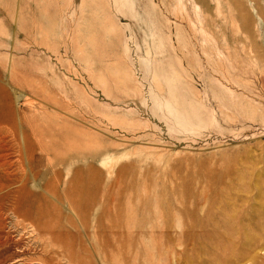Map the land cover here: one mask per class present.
Segmentation results:
<instances>
[{
    "label": "rangeland",
    "instance_id": "obj_1",
    "mask_svg": "<svg viewBox=\"0 0 264 264\" xmlns=\"http://www.w3.org/2000/svg\"><path fill=\"white\" fill-rule=\"evenodd\" d=\"M0 88V264H264V0H0Z\"/></svg>",
    "mask_w": 264,
    "mask_h": 264
},
{
    "label": "bare ground",
    "instance_id": "obj_2",
    "mask_svg": "<svg viewBox=\"0 0 264 264\" xmlns=\"http://www.w3.org/2000/svg\"><path fill=\"white\" fill-rule=\"evenodd\" d=\"M1 89V88H0ZM8 96V95H7ZM9 97H10V95H9ZM7 104H9L10 106H11V113H10V115H11V118L13 119L14 118V116H15V114H16V109H15V106H14V104H13V102H10V100H7ZM3 104H4V102H2ZM0 116H1V118L3 119V118H5V114H4V112H1L0 113ZM34 145V144H33ZM81 174H83V173H81ZM87 174V173H86ZM83 176V175H82ZM74 179V178H73ZM55 181V180H54ZM74 181V180H73ZM54 184V183H53ZM58 184V183H57ZM25 191V190H24ZM90 203V202H89ZM57 218V217H56ZM122 232V231H121ZM128 233H130V232H128ZM124 234V233H123ZM125 234H127V233H125ZM124 234V235H125ZM157 234V233H156ZM127 236H129V234L127 235ZM158 238V237H157ZM132 241V240H131ZM151 243H153V242H151ZM160 244V243H159ZM158 244V245H159ZM142 245V244H141ZM162 246V245H161ZM160 246V247H161ZM151 250V249H150ZM161 250V249H160ZM163 250H164V248H163ZM168 251V250H167ZM115 252V251H114ZM146 252H147V250H146ZM166 252V251H165ZM174 252V251H173ZM185 252V251H184ZM196 252V251H195ZM116 253V252H115ZM129 253V252H128ZM155 253V252H154ZM171 253H172V251H171ZM183 253V252H182ZM127 254V253H126ZM106 255V254H105ZM112 255V254H111ZM164 255V254H163ZM166 255V254H165ZM150 256V255H149ZM181 256V255H180ZM176 257V256H175ZM198 257V256H197ZM123 258H124V256H123ZM170 258V257H169ZM178 258V257H177ZM187 258V257H186ZM190 258H191V256H190ZM192 259V258H191ZM103 260H105V259H103ZM156 260H154V262H155ZM167 261V260H166ZM185 261V260H184ZM213 262V261H212ZM152 264H153V262H151ZM159 263V262H158ZM165 263V262H164ZM168 263V262H167ZM166 263V264H167ZM156 264V263H155ZM163 264V263H162ZM185 264V263H184Z\"/></svg>",
    "mask_w": 264,
    "mask_h": 264
}]
</instances>
